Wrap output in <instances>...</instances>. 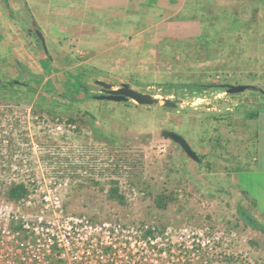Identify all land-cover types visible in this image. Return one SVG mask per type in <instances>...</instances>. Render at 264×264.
Here are the masks:
<instances>
[{
    "label": "rangeland",
    "instance_id": "1",
    "mask_svg": "<svg viewBox=\"0 0 264 264\" xmlns=\"http://www.w3.org/2000/svg\"><path fill=\"white\" fill-rule=\"evenodd\" d=\"M89 3L0 0V81L37 91L0 92V202L23 181L34 213L59 200L93 222L202 234L209 264H264V234L240 215L264 225V0L137 1L114 32ZM96 81L157 103L97 100Z\"/></svg>",
    "mask_w": 264,
    "mask_h": 264
},
{
    "label": "built area",
    "instance_id": "2",
    "mask_svg": "<svg viewBox=\"0 0 264 264\" xmlns=\"http://www.w3.org/2000/svg\"><path fill=\"white\" fill-rule=\"evenodd\" d=\"M44 201L37 213L35 200L0 202V264H209L213 244L197 232L183 229L176 240L154 227L68 216L59 200Z\"/></svg>",
    "mask_w": 264,
    "mask_h": 264
},
{
    "label": "water",
    "instance_id": "3",
    "mask_svg": "<svg viewBox=\"0 0 264 264\" xmlns=\"http://www.w3.org/2000/svg\"><path fill=\"white\" fill-rule=\"evenodd\" d=\"M96 84L101 86L102 93L101 95L94 96L97 100H107L112 102H129L134 101L139 105L143 106H151L157 103V100L153 98L149 94H145L142 92H139L132 87H130L127 84H123L118 89H113L112 85L102 82V81H96ZM225 88H227V92L229 94H236L246 91L249 86L247 85H225ZM264 93V92H263ZM181 100L171 101V100H165V106L168 108H175L178 103H180ZM163 136L165 139H169L178 145L181 146L183 151L194 161L199 162L200 158L196 154V152L191 148V146L188 144V142L179 134L172 132V131H164Z\"/></svg>",
    "mask_w": 264,
    "mask_h": 264
},
{
    "label": "trees",
    "instance_id": "4",
    "mask_svg": "<svg viewBox=\"0 0 264 264\" xmlns=\"http://www.w3.org/2000/svg\"><path fill=\"white\" fill-rule=\"evenodd\" d=\"M1 89L0 92L3 93V96L7 97L10 100L22 99V95H25V98H29L30 94H36L37 91L31 87H28L26 84H20L17 81L3 82L0 81ZM16 85H22L25 90H17ZM43 97V96H42ZM258 112L253 114V117H257ZM201 159V157H200ZM201 161V160H200ZM29 194V190L25 182H13L9 184L7 189V196L10 200L18 201L26 198ZM111 196L118 201H123V197L119 195L118 189L111 190ZM158 206L164 207L162 202L157 203ZM240 215L244 219L246 225L251 226L253 229L260 231L264 234V225H262L258 220L250 216V214L243 208L240 209Z\"/></svg>",
    "mask_w": 264,
    "mask_h": 264
},
{
    "label": "crops",
    "instance_id": "5",
    "mask_svg": "<svg viewBox=\"0 0 264 264\" xmlns=\"http://www.w3.org/2000/svg\"><path fill=\"white\" fill-rule=\"evenodd\" d=\"M137 1L138 2L144 1V3H145L146 1L155 2V1H159V0H90L89 7L91 9H93L95 12L94 14H96V15L91 14V16L97 17L98 15H104L105 14L104 16L106 17L108 22L110 24H112L114 27L113 29H111V28L109 30L107 29V32H109V31L114 32L115 27L117 28L118 26L120 27L121 25H123L124 28L125 27L127 28L131 23L130 20H126V19L130 18V16H131V14L129 13L130 4L133 2H137ZM149 6H150V8H154L153 5H148L147 7H149ZM102 9H106V11H105L106 13H104V14L101 13ZM166 9H167V6H166ZM120 18L122 20H118ZM94 24L97 25L98 21L94 22ZM116 31L121 32V33L125 32V30L119 31L118 29Z\"/></svg>",
    "mask_w": 264,
    "mask_h": 264
},
{
    "label": "flooded vegetation",
    "instance_id": "6",
    "mask_svg": "<svg viewBox=\"0 0 264 264\" xmlns=\"http://www.w3.org/2000/svg\"><path fill=\"white\" fill-rule=\"evenodd\" d=\"M100 88H101V86H100ZM101 90H102V88H101ZM101 93H102V91H101ZM103 94V93H102Z\"/></svg>",
    "mask_w": 264,
    "mask_h": 264
}]
</instances>
